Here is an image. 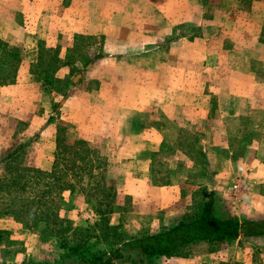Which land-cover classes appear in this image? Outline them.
Wrapping results in <instances>:
<instances>
[{"label": "crops", "instance_id": "crops-1", "mask_svg": "<svg viewBox=\"0 0 264 264\" xmlns=\"http://www.w3.org/2000/svg\"><path fill=\"white\" fill-rule=\"evenodd\" d=\"M0 41L22 55L15 82L0 86V163L22 149L23 164L51 171L58 137L83 141L90 160L77 165L94 167L77 186L89 191L103 176L116 194L110 224L130 236L175 224L201 187L216 191L221 218L264 216V0H0ZM41 47L57 52L54 78L72 82L66 97L32 74ZM75 196L84 225L94 224L77 188L63 193ZM0 230L25 251L5 258L0 243V264L35 260L25 235L45 261L62 253L9 216ZM226 248L229 264H256L264 238L158 261L203 264Z\"/></svg>", "mask_w": 264, "mask_h": 264}, {"label": "trees", "instance_id": "trees-1", "mask_svg": "<svg viewBox=\"0 0 264 264\" xmlns=\"http://www.w3.org/2000/svg\"><path fill=\"white\" fill-rule=\"evenodd\" d=\"M56 57V51L51 53L41 47L39 60L31 71L45 91L54 90L66 97L73 84L54 78L51 69L55 67ZM21 61L18 47L0 41V86L15 82ZM91 62L92 59L86 60V65ZM61 105V102L55 103L53 109L57 111ZM84 145L83 141H78L69 147L58 137L51 171L23 164L20 161L22 149L9 154L0 163L3 171L0 175V216L13 218L24 229L38 235L42 242L54 240L62 251L53 261L38 262L26 255L20 264H156L161 258H189L194 246L199 244H206L207 252L212 254L219 252L223 245L241 239L264 238V216L258 219L219 217L216 212L218 196L211 187H201L194 193L191 206L175 224L155 233L130 236L121 225L110 224L116 194L101 175L92 181L90 188V196L96 204L91 198L87 199L94 207L97 221L92 225L75 226L61 215V211L65 204L63 193L67 190L74 193L76 188L74 176L79 182L81 175L78 174L84 166L90 167L88 174L93 170L91 161L77 165L78 161L90 160L87 158L91 152ZM97 165L99 169L105 166L102 161ZM68 170H73V179ZM10 236L9 232L0 230L5 258L25 252Z\"/></svg>", "mask_w": 264, "mask_h": 264}, {"label": "rangeland", "instance_id": "rangeland-1", "mask_svg": "<svg viewBox=\"0 0 264 264\" xmlns=\"http://www.w3.org/2000/svg\"><path fill=\"white\" fill-rule=\"evenodd\" d=\"M89 168H90L89 166H86L82 171H80V174H83V175L84 174H88L89 173ZM69 171H70V174L73 175V173H74L73 170H69ZM2 173H3L2 166H0V175H2ZM75 173H77V171ZM74 179L75 180H73V181L76 184L77 193L78 194H82V196H84L86 199H90V198L92 199V197L90 196L92 191H90V190L89 191L88 190L84 191V190L80 189L79 186H77V185H79V182L77 181L78 179L75 178V177H74ZM66 201L67 202H65V204L63 205V211L64 212L61 211V215L66 217V218H69L73 222V224L75 226L84 225V222H82V219L79 217L80 213L77 212V210L79 211V209L81 207H84L83 203L82 204L79 203L81 201H79V199L76 196L74 198L73 197H69V198H67ZM81 222L83 224H78V223H81ZM23 238H25L27 240L28 244H31V247L33 248L32 252L35 254V260H37L38 262H44L46 260L45 259L46 257L43 256L44 255V251L41 250V252H40V250L36 246L37 243L36 242L33 243V240L35 241V238L33 240H30L29 239V235H25ZM253 244L254 245H259L260 243L259 242H251V243H248L246 245L250 246V245H253ZM55 246H57V245L52 243V246H50L49 251H52V253L55 252ZM207 250H208V248H207L206 244H204V245L199 244V245L194 246L192 252L193 253L196 252L197 255L201 256V255L208 254ZM230 251L231 250H228V248H226L225 249V253H223V255L221 254V256H219L218 258L215 257V258H211V259H207V260H206L207 257L202 256L205 259L203 264H226V263L229 264L228 258L230 256L228 254L230 253ZM227 252H228V254H227ZM255 254H256V257H257V263L256 264H264L263 255L259 256L258 253H255ZM51 258H50V260L53 259V258L52 259ZM258 259H260L261 262H259ZM230 260H232V259H230ZM0 262H1V259H0ZM156 264H163V263L160 262V261H157ZM166 264H171V263H166Z\"/></svg>", "mask_w": 264, "mask_h": 264}, {"label": "built area", "instance_id": "built-area-1", "mask_svg": "<svg viewBox=\"0 0 264 264\" xmlns=\"http://www.w3.org/2000/svg\"><path fill=\"white\" fill-rule=\"evenodd\" d=\"M242 186V189H241ZM246 192H248L246 185L241 184L240 182L236 183L232 187V193L237 202H241L245 197Z\"/></svg>", "mask_w": 264, "mask_h": 264}]
</instances>
